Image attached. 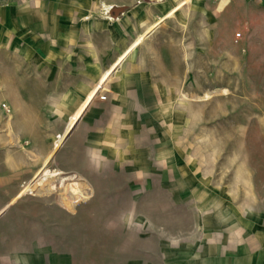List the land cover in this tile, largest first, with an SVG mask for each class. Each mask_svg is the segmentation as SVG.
<instances>
[{
	"label": "rangeland",
	"instance_id": "obj_1",
	"mask_svg": "<svg viewBox=\"0 0 264 264\" xmlns=\"http://www.w3.org/2000/svg\"><path fill=\"white\" fill-rule=\"evenodd\" d=\"M64 3L0 0L3 93L58 36L28 10ZM97 36L84 86L116 55ZM144 40L64 136L70 110L36 130L2 107L4 131L60 144L0 215V264H264V0H190Z\"/></svg>",
	"mask_w": 264,
	"mask_h": 264
},
{
	"label": "crops",
	"instance_id": "obj_2",
	"mask_svg": "<svg viewBox=\"0 0 264 264\" xmlns=\"http://www.w3.org/2000/svg\"><path fill=\"white\" fill-rule=\"evenodd\" d=\"M170 1L89 0L84 3V0H66L61 6L38 4L28 10L39 14L36 17L34 15L35 21L36 18L41 19L44 28H51L50 23L57 22L59 31L58 36L52 35L54 31H48L51 32L47 40V44L50 45L49 51L28 53L30 57L28 60L32 61L29 66L32 69H27L26 85L23 84L22 79L12 80V93L8 95L3 93V81L0 79V215L18 197L20 181L39 170L54 148L50 140L42 146H36L24 133L20 135L18 132L4 131L6 120L4 121V109L1 106L3 100H6L5 106L10 108L12 122L15 121L25 128L40 130V126L35 124V119L42 116L44 109L64 108L70 110L64 113V116H68L70 112L72 116L103 74L110 70L103 82L104 87L122 61L171 15L164 17L182 0L177 4H171ZM102 11L107 16L101 14ZM89 14L92 17H89ZM95 14L96 17H93ZM156 22V26L132 47L133 42ZM84 31L89 37H84ZM99 33L117 42L116 53L114 52L116 55L99 66L104 72L93 87L90 83L84 86V39L89 38L92 44ZM16 76H19L17 72ZM96 95L85 110L94 101ZM25 142L31 148H26L28 144L25 145Z\"/></svg>",
	"mask_w": 264,
	"mask_h": 264
},
{
	"label": "bare ground",
	"instance_id": "obj_3",
	"mask_svg": "<svg viewBox=\"0 0 264 264\" xmlns=\"http://www.w3.org/2000/svg\"><path fill=\"white\" fill-rule=\"evenodd\" d=\"M188 1H190V0H182L178 5H176L173 9H171V10H170V11H169L164 17L169 16V15L172 14L175 10H177L181 5H183L184 3L188 2ZM109 9H110V8H109ZM164 17H163V18H164ZM156 24H157V22L154 23V24H152V25L148 28V30H147L142 36H140L139 38H137V39L133 42V44H132L131 46L133 47L134 45H136L137 43H139V42L141 41V39L143 38V36H145L146 34H148V32H150V31L156 26ZM109 73H110V70H107V71L103 74V76L100 78V80L97 82V84L95 85V87H94V88H93V89H92V90L86 95L84 101L81 103V105L79 106V108H78V109L74 112V114L71 116L70 121H69V124L67 125L66 129H65L64 132H63V136H64L65 134H67V133L71 130V128L73 127L74 123H75L76 120L79 118V116H80L82 110H83V109L85 108V106H86V105L92 100V98L94 97V95H95L97 89L103 85V82L106 80V78L108 77ZM60 137H61V136H60ZM59 144H60V139H58V140L56 141V143L54 144V148H53V149L57 148ZM48 158H49V157H48ZM48 158L45 160V162H44V166H43V167L41 168V170H40V174H42V175H46V173H47V172H46V169H44V168H45V164H46ZM34 180H35V179H34ZM36 184H37L36 181L32 182V181L30 180V182H29L28 184H26V186H24V188L18 193V196L21 195V194H22L23 192H25L26 190L30 189L31 187L35 186ZM73 187H74V185H73ZM49 190H51V189H49ZM79 195H80V194H79ZM1 210H2V209H1Z\"/></svg>",
	"mask_w": 264,
	"mask_h": 264
},
{
	"label": "built area",
	"instance_id": "obj_4",
	"mask_svg": "<svg viewBox=\"0 0 264 264\" xmlns=\"http://www.w3.org/2000/svg\"><path fill=\"white\" fill-rule=\"evenodd\" d=\"M99 97H100V99H104V96H102V95H100ZM1 106H2L4 109L7 110V107L5 106V104H2Z\"/></svg>",
	"mask_w": 264,
	"mask_h": 264
}]
</instances>
